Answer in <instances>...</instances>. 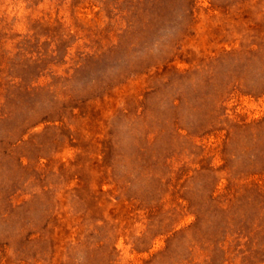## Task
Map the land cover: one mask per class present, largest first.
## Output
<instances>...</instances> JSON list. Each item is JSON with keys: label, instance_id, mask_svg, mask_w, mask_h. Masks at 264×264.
Wrapping results in <instances>:
<instances>
[{"label": "rangeland", "instance_id": "1", "mask_svg": "<svg viewBox=\"0 0 264 264\" xmlns=\"http://www.w3.org/2000/svg\"><path fill=\"white\" fill-rule=\"evenodd\" d=\"M0 264H264V0H0Z\"/></svg>", "mask_w": 264, "mask_h": 264}]
</instances>
